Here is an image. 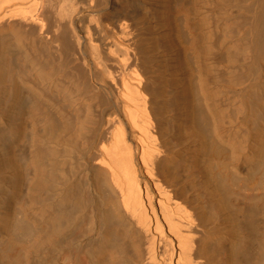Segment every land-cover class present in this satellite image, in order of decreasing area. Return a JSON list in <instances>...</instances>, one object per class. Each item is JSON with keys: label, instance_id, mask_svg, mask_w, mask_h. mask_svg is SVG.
<instances>
[{"label": "bare ground", "instance_id": "obj_1", "mask_svg": "<svg viewBox=\"0 0 264 264\" xmlns=\"http://www.w3.org/2000/svg\"><path fill=\"white\" fill-rule=\"evenodd\" d=\"M216 2L160 0L178 85L169 115L167 77L156 88L138 69L127 0H0V264H33L59 248L66 264H264V0L242 18L250 24L235 46V18ZM80 3L97 9L96 19L80 14ZM141 5L136 18L149 23L153 12ZM228 37L236 54L225 47L232 54L223 60ZM66 52L110 101L86 154L93 209L85 216H74L83 191L74 186L63 202L51 193L69 151L55 97ZM236 55L250 67L238 68ZM219 60L236 62L241 75Z\"/></svg>", "mask_w": 264, "mask_h": 264}, {"label": "rangeland", "instance_id": "obj_2", "mask_svg": "<svg viewBox=\"0 0 264 264\" xmlns=\"http://www.w3.org/2000/svg\"><path fill=\"white\" fill-rule=\"evenodd\" d=\"M70 1V0H69ZM69 1L68 0H66V2L67 3H69ZM128 2H129V6L127 7V9L128 10H130V12H132L131 13V16H133L134 18H132L131 20H128V23H129V29H128V34H130V36H132L133 38H132V40L134 41V50H135V53H136V56L138 57V69H139V66H140V68H141V70H143V68H144V70H145V72H144V70H143V72L145 73V74H147V75H149V77L152 75V77L150 78V79H152V80H149V81H152L153 82V80H154V84L155 85H153V86H155L156 88H159L162 84H164L165 82H160V80L162 79V77H163V79L165 78V77H167V79H168V81H166V85L164 84V87L166 88V87H168L167 89H165V93H167L168 94V102H170V100H171V105L169 104L168 105V107H167V112L169 113V115H173V114H175L177 111V107L175 106V102H174V99H171L170 98V96L172 97V94L175 96V94H176V88H178V85L177 84H175V83H172V79H173V75H171L172 74V68H171V63L173 62L174 63V60H172V57H171V55L169 54V50H168V47H167V44L165 43V42H167L166 40H165V37L167 38V34H166V26L164 25V24H162L161 22H162V20H161V18L159 19V15H160V11H159V9L162 7V4L160 3V0H127ZM219 1V0H218ZM216 2V0H214V2H216V4H222V3H226V4H224V5H226V6H223V7H227V6H229V8H227V9H225V8H219V9H216L217 7H215V6H213L212 5V8L215 10V11H219V14L221 15V16H223L225 13L224 12H228V13H226L225 14V16H227L228 14L231 16V17H233V18H235L234 19V21L236 20L237 21V25H235V24H233V23H235L233 20V22H232V24H231V27L233 28V29H235V31L238 33V35L236 36L235 35V32H234V30L232 29V31H231V33H232V36L231 35H229V37L231 36V39H232V43L234 44L235 43V40L237 39V37H239V36H242V34H244V31H245V26H246V31H247V27H249V24H250V22L248 21V24L246 23L247 22V20H250V14H249V10H251V9H249V8H252L253 6L252 5H254V1L255 0H225V2ZM221 1V0H220ZM99 2H101V1H99ZM96 3V5L97 6H99V4H100V6H101V3ZM136 2H140L139 4H137L136 5ZM12 3H14V2H12ZM11 3V4H12ZM159 3H160V6H159ZM142 4V5H141ZM229 4V5H228ZM82 5V6H81ZM140 5H141V7L142 8H145V7H147V9H148V14H151L152 12V14L150 15L151 16V19L152 18H154V19H152V20H150V24L148 23V20H146V19H137L136 18V15H138V9H139V7H140ZM214 5H215V3H214ZM99 6V7H100ZM134 6V7H133ZM217 6V5H216ZM252 6V7H251ZM84 7V8H83ZM222 7V6H221ZM80 8V9H79ZM97 8V7H96ZM138 8V9H137ZM155 8L157 9V10H155ZM248 8V12L247 11H245V9H247ZM78 9L80 10V14H82V15H85L86 16V19L88 18H90L91 20H93V19H96V17L95 16H97V14H99V13H97L98 12V10L97 9H94V10H89V9H87V7H86V5H84V4H79V6H78ZM223 10V12H222V10ZM224 9L226 10V11H224ZM97 10V11H96ZM220 10H221V12H220ZM134 11V12H133ZM154 11L156 12V13H154ZM243 11H245V15L243 16ZM158 12V13H157ZM109 13H111V11H109L108 12V14ZM222 13V14H221ZM224 13V14H223ZM116 15V13L115 12H112L110 15L113 17L114 16V18L112 19V20H114L115 19V15ZM157 14H159L158 16H157ZM241 14H242V16H241ZM248 16H247V15ZM91 15V16H90ZM84 16V17H85ZM220 16V17H221ZM245 16H247V17H245ZM242 18H247V20H246V22H244L245 21V19H242ZM135 19H137V20H135ZM148 19V18H147ZM239 19L241 20V21H239ZM135 20V21H134ZM156 20V21H155ZM161 20V21H160ZM131 23H130V22ZM158 21H159V23L160 24H158ZM238 21H239V23H240V25H239V23H238ZM108 22V21H107ZM80 23H85V22H80ZM241 23L243 24V23H246L245 25L243 24V26L241 25ZM131 24V25H130ZM149 25V26H148ZM235 25V26H234ZM240 26H242V29H241V27ZM131 27V28H130ZM152 27V28H151ZM235 27V28H234ZM14 28H11V30H13ZM151 29H153L152 31H151ZM238 29H239V31H241L242 30V32L241 33H239V31H238ZM241 29V30H240ZM244 29V30H243ZM67 31L69 32V36L71 35V33H70V28L68 29L67 28ZM219 31H221L222 32V30L221 29H219L218 30V33L220 34L221 32H219ZM246 31H245V34H244V36L243 37H245L246 36ZM236 36V37H233L234 35ZM239 34H241V35H239ZM160 37H159V36ZM166 35V36H165ZM220 35H222V33L220 34ZM164 37V39H163V37ZM134 37H135V39H134ZM229 37H228V43H227V41H225L224 42V46L222 47L223 49H227V48H225V47H228V48H230V50H232V52L234 51H236V49H234V47H232L233 46V44L231 43V39H229ZM233 38H235V40L233 41ZM155 39H156V41H158V42H156V44H154L155 43ZM161 39H163V40H161ZM226 39H227V37H226ZM154 40V41H153ZM161 42H160V41ZM164 43H163V42ZM230 41V42H229ZM160 42V43H159ZM227 43V44H226ZM222 44H223V42H222ZM159 48H158V47ZM162 46V47H161ZM234 46H235V44H234ZM231 48H233V49H231ZM262 49H264V48H262ZM167 50V51H166ZM221 48H220V51H219V54H220V56H221V54L224 52V53H230V54H232L231 53V51H229V49H227V50H223L222 52H221ZM233 52V53H234ZM261 52H263L261 55H264V50H262ZM224 53L222 54L223 56H224ZM227 53L225 54V56H227ZM236 54V52L234 53V55ZM237 54H239V53H237ZM241 54V53H240ZM168 55V56H167ZM220 57L221 59L223 58V60L225 59V58H227V57ZM238 56H241V59L242 60H244V59H246L247 58V56L245 57V58H243L244 56L241 54V55H238ZM66 64H68L67 66H66V64H65V68H64V72H63V75H64V78H62L63 77V75H61L60 76V80H61V82L59 81V85H60V87H59V91H57V94H56V92H55V94H56V96L55 97H58L57 98V106L59 105V103H60V106H59V109L61 110L62 109V111H60L61 112V118H63V119H61L62 120V122H61V124H62V126H63V124H64V127H65V132H63L64 131V129H63V127L61 126V132H59L60 134V140H62L61 141V143L63 144V143H65V142H67V143H65L63 146H65L64 147V151L66 150V148H67V150H69V151H67V152H63V154H66L67 155V157L66 156H63V155H61V160H60V164H61V166L59 167V170H61V172L62 173H64V176H63V174H60L61 172H59V176L58 177H61V175L63 176V177H65L66 178V181L63 179V177H61V180H60V182L61 183H63V184H65V185H63V186H61L62 184L60 183V182H58V183H60V186H59V184L56 182L55 184H57L56 186L54 185V187L52 186V188H51V191H53V192H51L52 193V196L55 198V200L56 201H58V202H60L61 200V202H63L64 200L63 199H65L66 197H71L70 195L68 196V195H66V194H72V192H74V186H75V189H77L78 191H79V193H80V191H81V193H82V191H83V193H84V195L86 194L85 192H87V186L88 185H86V183L84 182V171L86 170V167H87V151H88V149H89V145H90V142L93 140V138L95 137V133L97 132L96 130H98L99 129V127H101L100 125L102 124V118H101V115H103L102 113H101V111L104 109V107H106L109 103H110V101L109 100H107L109 103H106L107 101L105 100L106 98H104L105 96H103V94H99V92H98V90H97V88L96 87H98L99 89H100V85L98 84V81L96 82V80L92 77V76H90V75H88V72H87V70L85 69V71H84V69L83 68H85L84 66H82V64H83V62L81 61V59L80 60H78L79 62H77L76 60H74V58L72 57V58H70L71 56L68 54V52H66ZM169 57H170V59H169ZM51 58V60H53L52 58L53 57H50ZM139 58H140V60H139ZM238 58V59H237ZM73 59V62L71 61ZM168 59V60H167ZM228 59V58H227ZM233 59H237L238 61H239V63H237V67L238 68H240V67H242V68H244L243 70H245V69H248V67H250V66H247L248 65V63H249V65H252V63H251V60H250V58L248 59V60H246V63H247V65L246 64H244V67H243V65L241 66L240 65V62H241V64H243L244 63V61L242 62V60L240 61L239 60V57H237V55H236V58L234 57ZM67 60H69V62L67 61ZM226 60V59H225ZM231 60V59H230ZM234 60V61H235ZM236 60V62H238ZM263 60V63H264V59H262ZM77 63H76V62ZM81 61V62H80ZM140 61V62H139ZM220 61V60H219ZM222 61V60H221ZM220 61V62H221ZM228 62H229V60H227ZM227 61H223V62H219L220 64H221V66L220 67H224V66H222V65H225L226 67H224V68H226V69H224V70H227V72L226 73H228V70H232L231 72H232V74L230 73V71H229V75L231 76V77H238V76H240L241 74V72L239 73V71H241V70H239L238 68V72L237 71H235L234 69H235V67H236V62H234V64H233V62H231V64H233V65H231L230 63H229V66L228 65H226L227 63ZM232 61V60H231ZM169 62H171V63H169ZM142 63V64H141ZM167 63H168V65H167ZM218 63V64H219ZM224 63H226V64H224ZM262 63V64H263ZM77 64H81V65H78V66H76ZM143 65V66H142ZM170 65V66H169ZM239 65V66H238ZM76 66V67H75ZM82 66V67H81ZM233 67V69H232V67ZM246 66V67H245ZM68 67V68H67ZM74 67V68H73ZM81 67V68H80ZM218 67H219V65H218ZM217 67V68H218ZM253 69H256V65L254 64L253 66ZM255 67V68H254ZM80 68V69H79ZM231 68V69H230ZM74 69V70H73ZM78 69V70H77ZM220 69L221 68H219L218 69V72L220 73ZM236 69V70H237ZM241 69V68H240ZM76 70V71H75ZM140 70V69H139ZM147 70H148V72H147ZM222 70V69H221ZM251 70V69H250ZM171 71V72H170ZM253 71V70H252ZM85 72V73H84ZM87 72V73H86ZM222 72H225V71H222ZM236 72V73H235ZM250 72L251 71H249L248 73L250 74ZM254 72H255V74H254ZM74 73V74H73ZM148 73H150V74H148ZM226 73H224L223 75H225L226 76ZM233 73L235 74V75H233ZM238 74H240V75H238ZM228 75V76H229ZM252 75V76H251ZM251 75H250V77H251V79L252 80H254V77L256 76V70L255 71H253V72H251ZM253 75H254V77H253ZM249 76V75H248ZM221 77H224V76H222V75H220V79L221 80H224V78L226 79V77H224V78H221ZM250 77H247L249 80L246 82V80L245 79H247L246 78V76L244 77L245 79H243V78H241L240 80V82L241 83H243L242 85H244V81L248 84V83H250ZM91 78V79H90ZM229 77H227V79H228ZM92 80V81H91ZM165 80H166V78H165ZM170 80V81H169ZM243 81V82H242ZM152 82H149L150 84L149 85H151L152 84ZM168 82H170L171 84H169ZM262 82H264L263 81V79H262ZM159 83V84H158ZM161 83V84H160ZM241 83H240V85H241ZM93 84V85H92ZM157 84V85H156ZM246 85V84H245ZM245 85H244V87H245ZM263 85H264V83H263ZM172 86V87H171ZM173 88L175 89V91L173 90ZM255 89V88H254ZM174 92H173V91ZM170 91V92H169ZM173 92V93H172ZM175 93V94H174ZM171 94V95H170ZM170 95V96H169ZM103 98V100H102V98ZM60 98V99H59ZM101 98V99H100ZM170 98V99H169ZM172 98H174V97H172ZM61 100V101H59V100ZM52 100V99H51ZM59 101V102H58ZM63 101V102H62ZM174 102V105H173V102ZM104 102H105V104H107V105H105L104 104ZM104 104V105H103ZM175 106V107H174ZM61 107V108H60ZM63 107V108H62ZM65 109V110H64ZM175 109V110H174ZM5 110H6V108H5ZM65 111V112H64ZM107 111H108V109H106L105 110V112H104V114H106L107 113ZM64 112V113H63ZM77 113V114H76ZM65 114H68V115H66V117H65ZM75 114H76V116H75ZM67 116H69V117H67ZM78 116V117H77ZM105 116V115H104ZM76 119H75V118ZM68 119H69V121H68ZM73 119H75V120H73ZM77 120V121H76ZM75 121V122H74ZM1 122V121H0ZM73 122H74V124H73ZM69 125H71V127H69ZM99 125V126H98ZM73 126H74V128H73ZM78 126V127H77ZM68 127V129H66ZM80 127V128H79ZM80 130H79V129ZM70 129V130H69ZM74 129H76V130H78V131H75ZM68 130V131H67ZM72 130V131H71ZM173 129H172V127H171V130H169L170 132H169V134L170 135H172L173 134V139H175V141H176V143L178 144L179 142L176 140V133H175V129L172 131ZM71 131V132H70ZM79 131H81V133L79 132ZM76 132H78V133H76ZM63 133V134H62ZM66 134V137H65V134ZM72 134V135H70V134ZM80 133V134H79ZM79 136H78V135ZM64 135V136H63ZM75 135V136H74ZM77 135V136H76ZM92 135H93V137H92ZM61 136H63V137H65L64 139H65V142H64V139H61V138H63V137H61ZM68 136V137H67ZM70 137H71V139H73L74 137L75 138H78V139H74V140H71L70 139ZM92 137V138H91ZM66 138H67V140H66ZM82 139H84V140H82ZM88 140V141H87ZM58 141H59V139H58ZM70 141V142H69ZM78 143H77V142ZM90 141V142H89ZM73 142V143H72ZM75 142H76V144H77V146L75 145ZM85 142H86V144H85ZM69 144H71V146H68ZM82 144V145H81ZM85 146H84V145ZM88 144V145H87ZM82 146H84V147H82ZM88 146V147H87ZM72 149H71V148ZM77 147V148H76ZM86 147V148H85ZM71 149V150H70ZM74 149V150H73ZM77 150V151H76ZM79 150V151H78ZM81 150V151H80ZM84 150V151H83ZM75 152H77V154L75 153ZM70 155V156H69ZM73 155V156H72ZM69 156V157H68ZM86 157V159H85V157ZM65 157V159L64 160H66V161H64L63 160V158ZM71 159V160H70ZM86 160V161H85ZM63 161V162H62ZM62 163H63V165H62ZM86 163V164H85ZM59 164V165H60ZM62 166H63V168H62ZM68 167H70V168H68ZM68 172H66V171ZM76 170V171H75ZM72 171V172H71ZM74 171V172H73ZM66 172V173H65ZM74 173V174H73ZM66 174V175H65ZM70 174V175H69ZM82 175L84 176V177H82ZM70 178V179H69ZM77 178V179H76ZM81 178H83V179H81ZM60 178H58V180H59ZM62 180H64L63 182H62ZM68 180V181H67ZM76 181V182H75ZM65 182H67V183H65ZM70 182H71V184H70ZM79 184V185H78ZM83 184V185H82ZM86 185V187H84ZM65 186H66V188H65ZM68 186V187H67ZM53 188H54V190H53ZM63 190H62V189ZM69 188H71V189H69ZM68 189V190H67ZM81 189V190H80ZM83 189V190H82ZM86 189V190H85ZM66 190V191H65ZM58 191H61V192H58ZM63 191H65L64 193H63ZM85 191V192H84ZM56 193V194H55ZM58 193H60V194H58ZM81 193H80V195H81ZM83 193H82V195H81V197L83 198V199H79V202H80V204H79V202H78V205H77V207H75V210L77 211V213H76V211L74 210V213H75V215L74 216H76V214L77 215H86L87 213H90V210H92L93 209V204H92V202L90 201V199H89V196H88V192H87V194L85 195V196H87L85 199V202L83 201L84 200V195H83ZM55 196H57V197H55ZM61 198V197H63V199L61 198V200L59 199V198ZM87 200H89V201H87ZM84 204V205H83ZM87 204V205H86ZM80 206V207H79ZM82 206H83V208H82ZM92 207V208H91ZM91 208V209H90ZM80 209V210H79ZM82 210V211H81ZM82 212V213H81ZM73 213V214H74ZM65 244V243H64ZM64 244H63V246H64ZM58 253V254H57ZM63 253V254H62ZM45 253H41V255H43V256H38L37 258H39V259H37V261L35 260V262L33 263V264H66V262H65V260H64V249L63 250H61L60 248H59V250H57L56 251V254H57V256L55 255L54 256V254H55V252L52 254V253H46L45 255H44ZM40 255V254H39ZM49 255V256H48ZM48 256V257H47ZM50 257V258H49ZM41 258V259H40ZM47 259V260H46ZM82 259V260H81ZM78 262H77V264H88V263H86L87 261H85L83 258H81ZM51 261V262H50ZM82 261V262H81ZM68 262V261H67ZM67 264H69V263H67Z\"/></svg>", "mask_w": 264, "mask_h": 264}]
</instances>
